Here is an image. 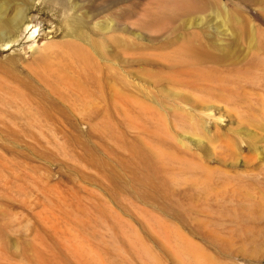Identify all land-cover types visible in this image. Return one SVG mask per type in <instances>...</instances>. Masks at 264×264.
<instances>
[{
	"label": "rangeland",
	"instance_id": "rangeland-1",
	"mask_svg": "<svg viewBox=\"0 0 264 264\" xmlns=\"http://www.w3.org/2000/svg\"><path fill=\"white\" fill-rule=\"evenodd\" d=\"M183 1L0 0V264H264V0Z\"/></svg>",
	"mask_w": 264,
	"mask_h": 264
},
{
	"label": "bare ground",
	"instance_id": "bare-ground-1",
	"mask_svg": "<svg viewBox=\"0 0 264 264\" xmlns=\"http://www.w3.org/2000/svg\"><path fill=\"white\" fill-rule=\"evenodd\" d=\"M7 4H8V2H6ZM203 4H205V1L204 0H185V1H183L182 3H180V5L181 6H184V9H187L188 11H191V10H196V9H198V7H201ZM5 5V4H4ZM1 6H3V4L1 5ZM5 7V6H4ZM1 8H3V7H0V12H1V10H3V9H1ZM179 8V7H178ZM14 21V20H13ZM7 22V21H6ZM10 22H12V21H10ZM13 23V22H12ZM12 23H10V24H12ZM4 24V26H5V23H3ZM7 24V23H6ZM14 24V23H13ZM12 24V25H13ZM4 26H2V29H3V27ZM5 28V27H4ZM2 31V30H1ZM1 31H0V34H1Z\"/></svg>",
	"mask_w": 264,
	"mask_h": 264
}]
</instances>
